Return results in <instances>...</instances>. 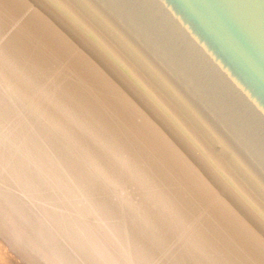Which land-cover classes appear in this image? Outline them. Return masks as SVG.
Masks as SVG:
<instances>
[{
	"label": "bare ground",
	"instance_id": "obj_1",
	"mask_svg": "<svg viewBox=\"0 0 264 264\" xmlns=\"http://www.w3.org/2000/svg\"><path fill=\"white\" fill-rule=\"evenodd\" d=\"M38 11L0 0V264H264V208L197 140L127 116Z\"/></svg>",
	"mask_w": 264,
	"mask_h": 264
},
{
	"label": "water",
	"instance_id": "obj_2",
	"mask_svg": "<svg viewBox=\"0 0 264 264\" xmlns=\"http://www.w3.org/2000/svg\"><path fill=\"white\" fill-rule=\"evenodd\" d=\"M92 1L264 178V0Z\"/></svg>",
	"mask_w": 264,
	"mask_h": 264
},
{
	"label": "rangeland",
	"instance_id": "obj_3",
	"mask_svg": "<svg viewBox=\"0 0 264 264\" xmlns=\"http://www.w3.org/2000/svg\"><path fill=\"white\" fill-rule=\"evenodd\" d=\"M36 2L41 6H35ZM27 5L30 9L39 10L34 19L49 24L52 37L58 34L64 40L74 41L75 58L72 60L75 65L85 67V62L93 63V80L103 78L100 87L105 92L110 83L111 92L118 90L123 99L131 102L127 116L141 111L143 119L155 124L156 133H162L168 140L175 138V129L197 140L200 147L211 155L206 156L208 159L215 160L224 173L228 171L236 177L240 184L239 192L244 197L251 196L257 206L264 208V178L227 139L219 136L216 127L199 110H195L186 96L92 0H47L43 5L41 0H27ZM80 33L89 39L73 40ZM60 143L67 148L65 143ZM73 158L82 163L79 156ZM32 180L36 182L34 178ZM52 205L53 210L63 213L57 204ZM63 217L70 224L74 223L67 212Z\"/></svg>",
	"mask_w": 264,
	"mask_h": 264
}]
</instances>
